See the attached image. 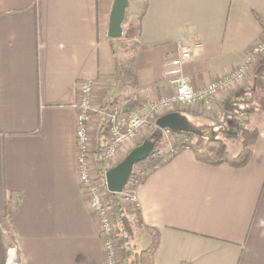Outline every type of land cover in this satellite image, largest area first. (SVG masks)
<instances>
[{
    "label": "crops",
    "instance_id": "1",
    "mask_svg": "<svg viewBox=\"0 0 264 264\" xmlns=\"http://www.w3.org/2000/svg\"><path fill=\"white\" fill-rule=\"evenodd\" d=\"M129 2L136 30L126 87L125 32L108 37L114 0H0V224L14 235L17 264H107L78 175L85 83L94 85L96 107L125 94L152 109L176 92L171 62L183 47L191 51L183 76L201 89L243 65L264 39V0ZM254 93L264 97V55L216 96L213 110L177 105L160 116L180 111L205 129L224 109L248 107ZM134 197L145 230L135 238L149 246L158 237L153 264H264V129L243 167L181 149L147 173ZM133 207L124 204L128 215ZM120 256L129 264L125 250Z\"/></svg>",
    "mask_w": 264,
    "mask_h": 264
},
{
    "label": "rangeland",
    "instance_id": "2",
    "mask_svg": "<svg viewBox=\"0 0 264 264\" xmlns=\"http://www.w3.org/2000/svg\"><path fill=\"white\" fill-rule=\"evenodd\" d=\"M129 15L126 14V26L124 30V36L126 37V40L123 41L121 48L125 51V57H126V75L125 79V86L127 87L128 81L129 84L132 83L131 76H129L128 70L131 68V61L128 60V58L131 57L129 52L132 49L133 46V40L130 38V36L135 33L136 27L130 26L132 21H129ZM122 40V39H121ZM120 42V41H119ZM127 95L123 94L120 97L109 99L108 101H105L104 104H109L114 109L118 110L123 115H135L143 117L146 120V125L144 128L141 129V131L138 133L137 137H133L129 140H126L122 143H120L115 150L114 156L111 159H107V157L103 158L101 155L102 147L103 145L106 146V144L109 146L113 141L111 140V134L110 130L107 129L104 125V122L102 121L101 117L99 115L95 117V123L96 125V131H94L92 139H91V146L92 151L90 154V163L92 166V177L94 179L95 185L100 190V195L102 198V201L104 204H106L108 211H109V218L112 222L113 227V234L112 239L115 244V258H121L120 253L122 255L123 251L125 250L127 256H128V247H131V251L136 254L141 251H150L151 245L148 246L145 239H141L140 237L136 239V235L139 234V232H145V230L141 227L140 228V221H138V217L136 213L139 211L138 207L135 205V202L131 199V196L134 195L136 187L139 185V183L143 180V178L147 175L149 171L152 170V164L154 160H161L162 164L165 162V160H168L172 156H174L179 150L185 149V148H191V149H197L199 151H204L206 149V141L197 137L198 135H190V136H176L173 134L172 131L165 130L164 136L161 137L157 141V148L154 152V156L149 161H142L140 163H137L132 171V174L129 178V181L125 187V190L122 193H112L110 192L107 187L104 185L106 182L105 173L106 171L113 167L114 165L121 162L126 155L134 148L138 143H142L145 139L152 137L157 131L158 126L156 124V119L161 115V111L163 109L157 110V111H151V107H144L145 105L142 103L141 99H131L130 101H126ZM134 96V95H133ZM252 97L246 96L245 98L248 99L246 105L249 110L246 111L244 108L240 109L238 113H235L237 115V118L234 120V129L231 133V135H222L221 137L224 138V142L227 144L229 151L233 155H237L242 150V131L239 129L241 127L246 126L247 129L253 128L258 131H261L264 129V97L257 95L254 93V95H251ZM132 97V96H131ZM255 101V102H254ZM174 108L180 104L174 103ZM239 110V109H238ZM225 111V109H224ZM207 131L205 132L206 135L212 136L208 133L210 128H205ZM145 137V138H143ZM152 156V155H151ZM154 169V168H153ZM124 204L132 205L134 206L131 209V215H129V219L132 222V228H133V236L130 238H127L124 232L122 231V228L120 227V224L118 222V212L120 208L124 210ZM124 212V211H123ZM126 213V212H125ZM127 214V213H126ZM0 227L2 225L0 224ZM6 238V247H7V263H8V249L10 247L16 246L15 244V238L14 235L7 231L5 233ZM153 238H156L155 233L153 234ZM131 239V240H130ZM136 239V240H135ZM17 247V246H16ZM17 256L19 257L18 247H17ZM129 264H139L137 261L132 262L133 258H130ZM14 263L17 264V259H14ZM117 262V264H120ZM128 264V262L126 263Z\"/></svg>",
    "mask_w": 264,
    "mask_h": 264
},
{
    "label": "built area",
    "instance_id": "3",
    "mask_svg": "<svg viewBox=\"0 0 264 264\" xmlns=\"http://www.w3.org/2000/svg\"><path fill=\"white\" fill-rule=\"evenodd\" d=\"M264 55V39L258 42L251 50L246 58V62L231 71L220 80H216L206 87L195 89L190 82L183 76L182 63L191 57V51L183 47L178 53L176 58L172 60L171 74L175 77L174 82L176 85V92L170 98L164 99L152 107L151 111L159 109H166L174 107V103H178L182 108L192 106L195 103H201L206 110L211 111L214 109L216 96L222 91H229L234 88L238 83L244 80L250 72L251 67L256 60ZM94 85L87 82L82 87V94L78 108V125L76 133L77 142V163L78 175L82 189L88 196L90 208L97 219L101 235L104 241V248L106 251L107 264H117L119 257L115 258V244L112 239V222L108 216L109 211L102 201L100 190L95 185L92 177V164L90 163V154L92 151L91 139L94 130L92 126L96 127L95 117L99 115L104 125L110 130L111 140L113 141L109 146L103 145L101 155L103 158L111 159L114 156L116 147L133 137H137L138 133L146 125V120L143 117L135 115H123L118 110L114 109L109 104H100L99 106L93 105ZM97 129V128H96ZM159 129V127H158ZM96 131V130H95ZM163 132L165 130H162ZM110 169V168H109ZM106 180V179H105ZM107 187V183L104 184ZM108 189V188H107ZM131 199L135 201L134 195ZM17 247L13 246L8 249V263L16 264L14 259L18 260Z\"/></svg>",
    "mask_w": 264,
    "mask_h": 264
},
{
    "label": "trees",
    "instance_id": "4",
    "mask_svg": "<svg viewBox=\"0 0 264 264\" xmlns=\"http://www.w3.org/2000/svg\"><path fill=\"white\" fill-rule=\"evenodd\" d=\"M245 96V95H244ZM240 96H236L234 99L230 100L231 102L238 99ZM246 111L249 109L244 107ZM238 112V111H237ZM236 113V112H235ZM232 112L224 111L223 120H219L212 123V126H208V128L212 127H221L220 133L216 136H210V137H201L197 136L203 140L206 141V149L204 151H199L197 149H192L195 153L196 158L199 161H202L204 163L210 164V165H221V164H228L232 167H243L246 165L252 155V146L256 139L258 138L259 131L253 128L247 129L246 126L241 127L239 130L242 131V150L239 154L233 155L229 149L227 144L224 142V138H222L224 134L228 132V126H229V120L232 119L233 122L235 118H237V115ZM176 136H190L194 134L190 133H174ZM229 134H225L224 137H226ZM231 135V134H230ZM229 135V136H230ZM222 136V137H221ZM153 138V137H150ZM155 154L153 153L152 156L148 157L145 161H149L153 158ZM170 159V158H169ZM168 159V160H169ZM167 161V160H165ZM152 169L161 165V160H154L152 161ZM124 211V212H123ZM138 217V221H140V213L139 211L136 213ZM118 222L120 224V227L122 228V231L126 235L127 238H130L133 236V226L132 222L129 219V215L125 213V210H122L120 208L118 212ZM158 237L153 240L151 244L150 251H141L139 253L134 254L131 251V247H128V258H133L132 262L137 261L139 264H153V255L158 245ZM131 240V239H130ZM6 238L5 235L2 232V228L0 227V264H7V247H6ZM131 260V259H130Z\"/></svg>",
    "mask_w": 264,
    "mask_h": 264
},
{
    "label": "water",
    "instance_id": "5",
    "mask_svg": "<svg viewBox=\"0 0 264 264\" xmlns=\"http://www.w3.org/2000/svg\"><path fill=\"white\" fill-rule=\"evenodd\" d=\"M129 0H114L113 8L110 15V24L108 37L121 38L123 36V24L126 18ZM231 103V101H228ZM235 107L229 108L228 112H233ZM156 124L159 127L157 133L152 137L147 138L142 143L134 147L126 157L108 169L105 173L107 188L112 193H122L129 181L133 168L137 163H140L150 157L157 148V141L164 136L162 130H169L174 133H190L201 137H210L205 134L204 128H198L192 125L189 118L180 111L169 112L156 119ZM228 132L233 131V120H229ZM218 135L213 131L212 136Z\"/></svg>",
    "mask_w": 264,
    "mask_h": 264
},
{
    "label": "flooded vegetation",
    "instance_id": "6",
    "mask_svg": "<svg viewBox=\"0 0 264 264\" xmlns=\"http://www.w3.org/2000/svg\"><path fill=\"white\" fill-rule=\"evenodd\" d=\"M242 99H244V98H240V102H242ZM219 128H221V127H219ZM219 128H217V127H215V129H214V128H211V129L208 131V133L212 135L213 131H215V130H217V129H219ZM219 130H221V129H219Z\"/></svg>",
    "mask_w": 264,
    "mask_h": 264
}]
</instances>
